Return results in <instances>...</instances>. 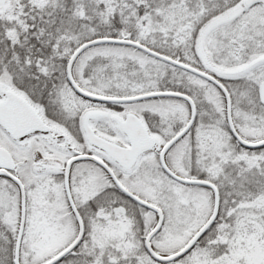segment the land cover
<instances>
[{
	"label": "snow or ice",
	"instance_id": "6c2138e0",
	"mask_svg": "<svg viewBox=\"0 0 264 264\" xmlns=\"http://www.w3.org/2000/svg\"><path fill=\"white\" fill-rule=\"evenodd\" d=\"M0 264H264V0H0Z\"/></svg>",
	"mask_w": 264,
	"mask_h": 264
}]
</instances>
